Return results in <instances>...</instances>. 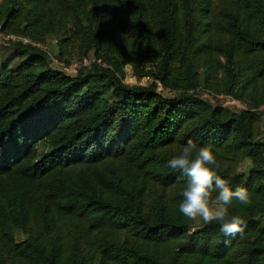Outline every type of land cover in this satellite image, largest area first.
<instances>
[{"label": "trees", "instance_id": "obj_1", "mask_svg": "<svg viewBox=\"0 0 264 264\" xmlns=\"http://www.w3.org/2000/svg\"><path fill=\"white\" fill-rule=\"evenodd\" d=\"M0 24L36 43L0 61V264H264V0H0ZM49 36L93 60L54 68ZM189 138L248 190L243 234L179 212Z\"/></svg>", "mask_w": 264, "mask_h": 264}, {"label": "clouds", "instance_id": "obj_2", "mask_svg": "<svg viewBox=\"0 0 264 264\" xmlns=\"http://www.w3.org/2000/svg\"><path fill=\"white\" fill-rule=\"evenodd\" d=\"M213 148L211 143L198 146L189 138L167 165L187 177L180 193L179 212L189 220L199 217L204 224L216 222L225 237H234L243 234L247 220L241 214L230 213L229 208L234 201L251 206L252 200L245 187L233 188L229 180L222 178V166Z\"/></svg>", "mask_w": 264, "mask_h": 264}, {"label": "rangeland", "instance_id": "obj_3", "mask_svg": "<svg viewBox=\"0 0 264 264\" xmlns=\"http://www.w3.org/2000/svg\"><path fill=\"white\" fill-rule=\"evenodd\" d=\"M55 40V38L53 36H49L47 38V43L46 45L44 46V48L47 50L48 52V55H49V59H50V62H51V65L54 67V68H60V69H64L65 67L62 65V63L57 60V54H58V50L56 48V43H53V41ZM9 47H10V44H1L0 43V61L3 60L8 52H9ZM93 60L92 56L90 55L88 58H85L83 60H80L78 57H74L72 63L70 64V66L67 67V69H64L68 74H75L76 70L78 69V67L81 65V64H84V65H89V63ZM125 79L124 81L128 84H148L152 81L153 78L151 77H143L142 79L140 80H137L133 75H132V69L129 65L125 66ZM172 94V93H171ZM263 119H264V116H262L261 118V126L262 128L264 127L263 125ZM264 133V132H263ZM249 166V161L247 160H244L240 166H239V170H242V171H245L247 170ZM17 235H20V234H17Z\"/></svg>", "mask_w": 264, "mask_h": 264}, {"label": "built area", "instance_id": "obj_4", "mask_svg": "<svg viewBox=\"0 0 264 264\" xmlns=\"http://www.w3.org/2000/svg\"><path fill=\"white\" fill-rule=\"evenodd\" d=\"M11 41H19L23 44L30 43L32 45H36V43L29 40L25 36L13 34V33L2 32V26L0 24V43L5 45ZM53 43H56V40H54ZM154 82H156L157 90L162 92L164 95H168V94L172 93L168 89L164 88L159 81H154ZM199 97H201L205 100H208L211 103L219 104L222 106H227L229 108H246L243 103L234 99L230 95H220V94H214L208 90H199ZM258 111H261L263 113V116H264V106H261L260 108H258Z\"/></svg>", "mask_w": 264, "mask_h": 264}, {"label": "crops", "instance_id": "obj_5", "mask_svg": "<svg viewBox=\"0 0 264 264\" xmlns=\"http://www.w3.org/2000/svg\"><path fill=\"white\" fill-rule=\"evenodd\" d=\"M262 122H263V125H264V119H263ZM262 129H263V132H264V127H263ZM263 136H264V133H263ZM246 160H247V159H246ZM247 161H249V160H247Z\"/></svg>", "mask_w": 264, "mask_h": 264}]
</instances>
